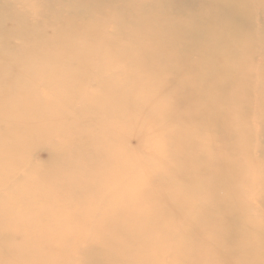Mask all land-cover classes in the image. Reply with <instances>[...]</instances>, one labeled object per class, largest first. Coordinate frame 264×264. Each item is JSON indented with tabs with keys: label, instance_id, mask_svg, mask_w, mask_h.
Wrapping results in <instances>:
<instances>
[{
	"label": "bare ground",
	"instance_id": "1",
	"mask_svg": "<svg viewBox=\"0 0 264 264\" xmlns=\"http://www.w3.org/2000/svg\"><path fill=\"white\" fill-rule=\"evenodd\" d=\"M39 1L41 6L37 0L26 3L31 9L39 5L32 12L23 0H0V137L13 136L19 141L41 119L39 112L29 108L34 100L26 92L34 88L36 81L32 77L40 68L57 64L52 67L54 71H47L44 87H60L62 80L67 88L73 87L60 90L58 96L52 92L50 102L44 101L49 104L59 98L65 106L64 94L73 99L77 86L82 89L91 81V70L85 71L88 57L97 53L109 55L112 52L109 47L119 43L126 51H118L116 55L133 69L139 83L151 79V93L160 97L164 88L169 90L168 103L172 109L168 121L173 114L184 117L185 127L195 129L199 138L213 143L203 147L201 155L205 158H198L199 164L194 168L190 165H196V159L193 162L184 159L187 147L196 149L194 142L188 139L187 143L178 145L179 153L177 145L165 143L159 147V165L166 164L162 165L171 175L169 172L151 175L149 180L144 177L156 191L143 195L150 196L149 206L130 227L118 229L116 225L121 222L115 220L110 230L112 239L105 247L99 246L98 241L89 242L91 251L80 254V264H149V257L157 256L160 241L170 238L168 231L171 235L173 232L170 227L159 229V221H169L174 215L167 206L187 215L193 212L186 219L182 230L185 235L178 238V246H187L194 238L200 239L201 245L208 249L193 262L189 255L175 259L178 264H264L263 229L259 221L254 224L245 214L246 205L241 196L244 179L234 160L257 149L255 144L248 145L250 139H244L245 132L251 134L250 122L246 120L251 115L263 137L258 145L262 154L258 164L264 165V0ZM256 17L261 18L260 26H254ZM109 25L112 30L106 33ZM84 40L85 46L84 43L80 46ZM97 41H105L106 49L101 52L92 49L91 43ZM256 52L262 56L260 64L253 59ZM159 81L163 82L162 86L158 85ZM254 91L258 93L257 99L251 97ZM96 102L106 104L109 100ZM96 102L91 100L84 107L89 109ZM30 117L37 122L27 123L25 118ZM117 117L113 116V122H120L122 118ZM17 118L23 121L12 122ZM70 134H64L67 144L62 141L61 147L51 150L53 157L72 154H64L65 147L73 143L75 133ZM9 148L3 145L0 152L5 153ZM71 149L75 156L88 154L83 146ZM87 156L90 158V154ZM189 184L194 186L189 188ZM257 185V204L264 209V175ZM158 186L164 189L159 191ZM143 187L148 188L145 184ZM171 187L177 189V198L166 193ZM191 188L194 196H189V200L198 197L199 201L180 203L182 190ZM147 218L150 225H138L140 221H148ZM49 226L43 233L49 230L50 234L43 239L26 238L18 230L5 232L0 227V249L9 250L13 244L20 247H14L8 255H0V264H23L22 259L26 264H61L66 253L60 255L62 247L58 252L61 239L57 230ZM27 230L37 232L36 227ZM96 252L105 256L99 258ZM138 255L146 257L132 261Z\"/></svg>",
	"mask_w": 264,
	"mask_h": 264
},
{
	"label": "rangeland",
	"instance_id": "2",
	"mask_svg": "<svg viewBox=\"0 0 264 264\" xmlns=\"http://www.w3.org/2000/svg\"><path fill=\"white\" fill-rule=\"evenodd\" d=\"M30 1L35 0H23L27 8L29 6L26 3ZM39 2L37 0V4ZM35 8L29 9L35 12ZM36 21L39 22L40 19ZM261 24V18L256 17L254 26ZM111 28L112 26L109 25L106 33H109ZM16 43L17 41L14 40L13 45ZM83 43L85 46V40L80 41V46ZM90 46L101 52L107 45L105 41H97ZM109 49L112 51L109 55L97 53L88 57L89 63L85 71L91 70L89 75L91 81H87L82 89H79L80 85H78L72 95L73 99L64 94L65 106L59 98L49 104H44V101L50 102L52 92L57 93L58 96L60 90L73 87L67 88L64 80L61 81L60 87H44V81L46 82L48 77L47 71H54L52 67L57 64H48L49 66L46 64L40 68L32 77V81H36L33 84L34 88L26 89V92L34 100V104L29 108L39 112V116L42 115L41 119H38L39 122L35 120L37 124L31 127V132L28 131L27 135L19 141L13 136L0 137V147L3 145L10 147L5 153L0 152V227L4 228L5 232L18 230V233L26 238L43 239L50 234L49 230L43 233L44 228L51 224L50 229L54 227L57 230V236L61 239L58 252L62 247L60 255L66 253L65 256L63 255L65 259L61 264H80V254L91 251L89 242L98 241L99 246L105 247L109 239H112L110 230L115 220L122 223L116 225L118 229L130 227V223H134L133 220L136 221L138 215H141L149 206L147 197L150 196L145 198L143 195L147 192L152 195L156 191L144 177L147 176L149 180L151 175L167 172L171 175V171L163 167L166 164L159 165L161 160V156L157 154L159 147H164L165 143L166 146L175 147V145L187 143L189 139L195 143L196 149L187 147V155L184 154V159L190 158L189 162L196 159L197 164L190 165L194 168L199 164L198 158H205L201 155L204 153L201 150L207 144L210 146L213 144L212 141L199 138L195 129L185 127L184 117L173 114L170 117L173 120L168 121L167 115L172 109V104L168 103L169 90L163 89V97L152 94L151 79L150 82L146 80L139 83L138 78L133 74V69H130L127 62L116 55L118 51L125 50L123 44L114 43ZM254 57V61L260 64L262 56L256 52ZM81 60L84 61V59ZM85 71L83 70V74H87ZM158 85L162 86L163 82L159 81ZM251 97L257 99L258 93L252 92ZM97 99L109 100V102L99 104L96 102ZM91 100H95L97 104L90 106L89 109L84 107ZM249 107L254 110L253 105ZM115 115L123 120L113 122L112 118ZM164 116L167 118L164 119ZM246 120L250 122L251 134H248L249 131L245 132L244 139H250L248 145L253 147L255 144L257 149L251 150L250 154L233 156H236L234 160L238 162L239 172L244 179L241 196L246 205L245 214L252 223L256 224L259 221L258 224L263 229L261 236L264 238V209L259 208L256 200L257 183L264 175V165L258 164L262 160L258 145L263 137L257 129V121L254 117L250 115ZM22 121L17 118L12 122ZM25 121L35 122L31 117L25 118ZM84 122L86 125H83ZM72 131L75 133L72 137L73 143L68 144V147L64 149L67 150L64 154L69 152L72 154L69 157L61 154H58L61 157H53L51 150L61 147L64 143L67 144L69 141L64 134L71 136ZM84 139L86 142L83 144ZM62 141L65 142L62 143ZM80 146L88 149L90 158L88 154L85 156L73 154L71 148ZM177 149L179 153L181 148L178 146ZM197 155L199 157H196ZM158 181L155 186L158 185ZM144 184L148 188H144ZM192 186L194 185L189 184V188ZM140 188H142V194ZM158 189L162 191L164 186ZM187 189L182 190V198L179 202L185 204L190 200L199 201L198 197L189 200V196L194 195L192 188ZM166 193H170L172 198L179 196L174 187ZM167 207L174 215L169 221H159V229L170 227L173 232L171 235L168 231L170 238L160 241L157 256L151 255L149 264H178L175 259L184 255H189L188 258L193 262L196 256L199 257L208 250L201 245L200 239L194 238L187 246H182L184 248L178 246V238L185 235L182 230L187 223L186 219L193 212L190 211L187 215L176 207ZM143 222H138V225L142 227L150 225V220ZM32 227H36L37 232L27 230ZM144 238L147 241V238ZM14 247L20 249L17 244H13L9 250L8 248L0 249V255H8V251L11 252ZM34 250L39 252V249ZM95 255L99 258L105 256L98 252ZM144 257L138 255L132 261H142ZM22 263L26 264V260L22 259ZM43 264L48 263L43 262Z\"/></svg>",
	"mask_w": 264,
	"mask_h": 264
}]
</instances>
